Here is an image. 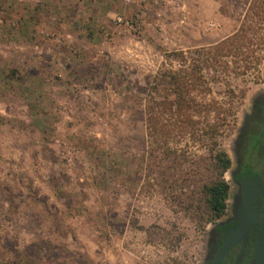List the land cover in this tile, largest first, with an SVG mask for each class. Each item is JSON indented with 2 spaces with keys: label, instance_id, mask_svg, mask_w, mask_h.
Returning a JSON list of instances; mask_svg holds the SVG:
<instances>
[{
  "label": "rangeland",
  "instance_id": "1",
  "mask_svg": "<svg viewBox=\"0 0 264 264\" xmlns=\"http://www.w3.org/2000/svg\"><path fill=\"white\" fill-rule=\"evenodd\" d=\"M251 2L0 0V264H205L236 186L199 222L204 167L264 93V30L216 57ZM195 65L180 109L162 80Z\"/></svg>",
  "mask_w": 264,
  "mask_h": 264
},
{
  "label": "flooded vegetation",
  "instance_id": "2",
  "mask_svg": "<svg viewBox=\"0 0 264 264\" xmlns=\"http://www.w3.org/2000/svg\"><path fill=\"white\" fill-rule=\"evenodd\" d=\"M234 156L231 169V180L236 186L234 207L232 213L215 224L209 241L208 255L205 264H214V260L221 250L226 235L236 229L244 220L245 182L259 180V186L264 188V93L255 98L252 107L244 115L241 125L235 135ZM251 214L264 212V198L255 196L251 202ZM260 221L249 229L245 236L236 243L225 255L220 264H256L253 250L259 231Z\"/></svg>",
  "mask_w": 264,
  "mask_h": 264
},
{
  "label": "trees",
  "instance_id": "3",
  "mask_svg": "<svg viewBox=\"0 0 264 264\" xmlns=\"http://www.w3.org/2000/svg\"><path fill=\"white\" fill-rule=\"evenodd\" d=\"M252 13L253 21L257 25L254 27L249 23V16ZM259 30H264V0H252L249 9L246 11L244 19L240 24L239 28L232 35L225 38L223 41L219 42L216 45V57L225 55H232L236 58L245 57L247 59V45L249 43H253L248 36V33L253 31L257 32ZM261 40L264 41V35L261 37ZM263 43V42H262ZM225 50V51H224ZM199 58L202 60L210 59V52H195ZM245 55V56H244ZM215 57V58H216ZM216 60H218L216 58ZM247 62V61H246ZM249 66V65H248ZM247 64L245 69H247ZM198 66H193L190 70L185 69L181 70L177 74L164 75L162 83L172 90L175 94V102L180 109L183 107H192L195 104V99L191 97L193 90L196 87L197 79L199 76L197 75ZM237 68H241L238 66ZM241 70V69H240ZM195 71L196 74L193 72ZM153 107L148 106L146 112V122L149 128V131L154 128V117L152 115ZM225 124L224 118L218 117V122L212 125L211 136L216 135L221 127ZM152 132V131H151ZM160 150L164 152L165 155L169 154L168 150L161 146ZM154 149H149L148 155L149 158H157V154L154 153ZM173 159H178L179 157L174 154ZM153 161L149 165L152 166ZM231 164V159L225 149H217L211 155L208 164L204 167L207 171L212 174V178L209 181L203 184L202 194H203V203H204V211L200 216L199 222H216L220 219L227 210V200L229 198V190L230 185L223 178L224 173L229 169Z\"/></svg>",
  "mask_w": 264,
  "mask_h": 264
},
{
  "label": "water",
  "instance_id": "4",
  "mask_svg": "<svg viewBox=\"0 0 264 264\" xmlns=\"http://www.w3.org/2000/svg\"><path fill=\"white\" fill-rule=\"evenodd\" d=\"M255 196L264 198V188L259 186V180L257 178L251 183L248 181L245 182V218L236 229L230 231L226 235L223 246L214 260V264H220L225 255L245 236L246 232L257 225V220L260 221V227L256 237L253 257L256 259V264H264V212L261 218H259L258 212L252 215L249 205L254 200Z\"/></svg>",
  "mask_w": 264,
  "mask_h": 264
},
{
  "label": "bare ground",
  "instance_id": "5",
  "mask_svg": "<svg viewBox=\"0 0 264 264\" xmlns=\"http://www.w3.org/2000/svg\"><path fill=\"white\" fill-rule=\"evenodd\" d=\"M249 205H250V209L252 210V205H251V203H250Z\"/></svg>",
  "mask_w": 264,
  "mask_h": 264
}]
</instances>
